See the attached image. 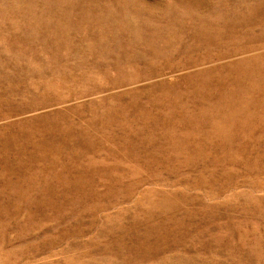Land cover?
Returning a JSON list of instances; mask_svg holds the SVG:
<instances>
[{
	"label": "rangeland",
	"instance_id": "rangeland-1",
	"mask_svg": "<svg viewBox=\"0 0 264 264\" xmlns=\"http://www.w3.org/2000/svg\"><path fill=\"white\" fill-rule=\"evenodd\" d=\"M263 8L0 0V264H264Z\"/></svg>",
	"mask_w": 264,
	"mask_h": 264
},
{
	"label": "bare ground",
	"instance_id": "bare-ground-1",
	"mask_svg": "<svg viewBox=\"0 0 264 264\" xmlns=\"http://www.w3.org/2000/svg\"><path fill=\"white\" fill-rule=\"evenodd\" d=\"M262 1H263V0H262ZM252 4H255V3H252ZM259 4H260V1H259ZM259 4H258V5H259ZM255 5H256V4H255ZM261 5H263V4H261ZM252 6H253V7H256V6H254V5H252ZM257 7H258V6H257ZM248 8H249V7H248ZM250 8H251V7H250ZM250 8H249V9H250ZM246 9H247V8H246ZM249 9H248V11H249ZM263 9H264V8H263ZM232 10H233V9H232ZM250 10H251V9H250ZM252 10H253V8H252ZM256 10H257V9H256ZM228 11H229V10H228ZM233 11H234V10H233ZM253 11H254V10H253ZM253 11H252V12H253ZM258 11H261V10L259 9V10L255 11V12H256L255 14H257V16L260 18V17H262L261 14H260L261 12H258ZM262 11H263V10H262ZM236 12H237V11H236ZM263 12H264V11H263ZM263 12H262V14H263ZM239 13H240V12H239ZM234 14H237V13L234 12ZM243 14H244V13H243ZM243 14L241 13L240 15H243ZM225 15H226V14H225ZM250 15H251V13H250ZM230 16H231V15H230ZM233 16H234V15H233ZM235 16H236V15H235ZM235 16H234V17H235ZM240 17H241V16H240ZM240 17H239V18H240ZM248 18H249V17H248ZM248 18H247V19H248ZM251 18H252V17H251ZM230 19H231V18H230ZM262 19H264V18H262ZM220 21H221V20H220ZM222 22H223V21H222ZM224 22H225V21H224ZM247 22H248V23H247ZM258 22H260V21L257 20V23H258ZM262 22H263V21H262ZM262 22H260V23H262ZM226 23H227V22H226ZM251 24H252V22H251V21L249 22V20H244V21H242V20H236V18H235V22H234L232 25L228 26V31H227V33L229 34V32H231L232 29H234V28H239V27H241V26H243V25H244V26H247V25H251ZM254 24H256V23H254ZM252 25H253V24H252ZM252 25H251V26H252ZM260 25H261V24H260ZM251 26H248V27H251ZM248 27H247V28H248ZM240 29H241V28H240ZM242 29H243V28H242ZM242 29H241V30H242ZM245 29H246V28H245ZM248 29H249V28H248ZM233 31H234V30H233ZM243 31H244V30H243ZM246 31H247V29H246ZM246 31H245V32H246ZM260 31H263V29L260 30ZM220 32H221V31H219V33H220ZM223 32H224V30H223ZM250 32H251V31H250ZM262 33H264V31H263ZM256 34H257V33H256ZM216 35H217V34H216ZM222 35H223V34H222ZM226 35H227V34H226ZM247 35H248V34H247ZM227 36H228V35H227ZM202 37H203V36H202ZM255 37H257V36H255ZM204 38H205V37H204ZM209 38H211V37H209ZM246 38H248V36H247ZM253 38H254V37H253ZM257 38H258V37H257ZM201 39H203V38H201ZM254 39H255V38H254ZM254 39H253V40H254ZM208 40L211 41V39H208ZM213 40H214V39H213ZM262 40H263V39H262ZM249 41H250V40H249ZM251 41H252V40H251ZM256 41H257V40H256ZM255 43H256V42H255ZM257 43H258V42H257ZM260 44H261V43H260ZM256 46H257V45H256ZM229 73H230V72H229ZM253 84H254V83H253ZM199 113H200V112H199ZM15 138H16V137H15ZM174 257H175V256H174ZM181 260H182V259H181ZM189 262H190V261H189ZM206 262H208V261H206ZM164 263H165V262H164ZM175 263H176V262H175ZM179 263H180V262H179Z\"/></svg>",
	"mask_w": 264,
	"mask_h": 264
}]
</instances>
